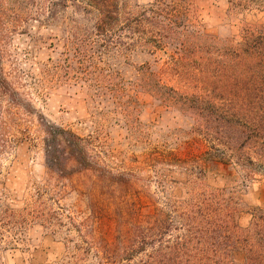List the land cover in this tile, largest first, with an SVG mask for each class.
<instances>
[{
  "label": "rangeland",
  "instance_id": "rangeland-1",
  "mask_svg": "<svg viewBox=\"0 0 264 264\" xmlns=\"http://www.w3.org/2000/svg\"><path fill=\"white\" fill-rule=\"evenodd\" d=\"M190 1L199 41L235 44L245 28L264 26V10H240L228 0ZM150 2L118 0L127 17ZM93 25V17L74 8L71 0H0L1 62L17 93L15 101L23 105L16 109L12 99L0 97L9 140L0 149V198L7 197L10 208L20 210L40 188L52 204H60L65 222L95 224L108 234L109 220L89 216L94 196L112 212V196L126 192L138 200L142 214L151 209L148 198L159 205L180 199L188 174L168 156L183 159L200 147L191 139V117L162 101L153 87L161 73L163 84L175 85L160 71L174 53L175 35L172 41L166 35V46L155 51L127 45L104 49L87 44L98 39ZM176 37L181 39L179 33ZM80 40L85 43L81 47ZM123 40L130 42L128 36ZM48 123L80 136L95 170L120 175L129 186L100 185L96 171L49 170L42 141ZM204 168L208 185L236 193L238 223L246 226L247 211L264 207V178L248 180L239 168L219 162ZM16 236L13 241L10 232V245L0 249V264H62L66 237L78 239L73 228L52 233L39 221L27 222Z\"/></svg>",
  "mask_w": 264,
  "mask_h": 264
},
{
  "label": "trees",
  "instance_id": "trees-1",
  "mask_svg": "<svg viewBox=\"0 0 264 264\" xmlns=\"http://www.w3.org/2000/svg\"><path fill=\"white\" fill-rule=\"evenodd\" d=\"M228 1L240 10H264V0ZM71 2L94 19L93 35L98 39L87 43L92 47L127 45L155 51L166 46V35L170 41L175 35L174 53L160 70L175 85L163 84L161 73L153 87L162 101L191 117V139L199 152L183 159L169 154V161L187 171L186 191L180 199L162 205L148 198L147 214L126 192L112 196V212L101 208L94 196L89 216L94 221L109 220L113 226L108 234L95 224L65 222L60 204H52L40 188L20 210L11 209L4 196L0 198V249L10 245V232L16 241L24 224L39 221L52 233L61 228L76 231L78 239L66 237L62 264H264V207L250 208L247 225L240 226L236 193L208 185L204 175L208 162H219L239 168L248 180L264 178V26L247 27L240 41L216 46L207 38L199 41L190 0H152L132 17L123 15L118 0ZM181 27L184 32H178ZM124 36L130 42L125 43ZM81 44L85 43L80 40ZM1 59L0 49V97L9 103L12 99L18 109L23 105L15 101L17 93L5 77ZM3 112L0 105V149L9 141ZM43 129L49 170L57 174L96 171L100 185L129 186L120 175L95 170L77 134L49 123ZM162 156L166 158L165 153Z\"/></svg>",
  "mask_w": 264,
  "mask_h": 264
}]
</instances>
